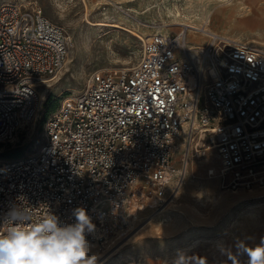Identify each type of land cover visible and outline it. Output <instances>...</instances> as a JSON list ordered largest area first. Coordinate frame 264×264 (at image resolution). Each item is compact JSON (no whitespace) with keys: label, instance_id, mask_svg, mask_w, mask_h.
<instances>
[{"label":"built area","instance_id":"1","mask_svg":"<svg viewBox=\"0 0 264 264\" xmlns=\"http://www.w3.org/2000/svg\"><path fill=\"white\" fill-rule=\"evenodd\" d=\"M208 37L193 41L185 28L155 32L142 39L132 66L95 70L64 98L37 150L0 160V231L14 207L27 210L33 224L49 214L73 224L74 210L84 208L95 225L86 235L89 254L102 253L126 234L122 224L163 208L181 189L190 145L200 138L216 150L219 164L208 174L223 189L264 188V48ZM71 46L40 6L0 4V142L35 118L41 89Z\"/></svg>","mask_w":264,"mask_h":264},{"label":"rangeland","instance_id":"2","mask_svg":"<svg viewBox=\"0 0 264 264\" xmlns=\"http://www.w3.org/2000/svg\"><path fill=\"white\" fill-rule=\"evenodd\" d=\"M8 1L17 0H0V4ZM18 1L40 6L48 18L72 37L74 47H70L62 70L41 89L44 104L37 113L39 117L36 115L22 125L11 141L0 142V160L37 150L44 140V124L49 115L64 98L80 92L92 72L102 68H128L136 63L142 38L134 33L146 36L154 27L170 23L164 30L174 34L183 29L177 21L199 25L208 20L214 31L230 40L264 48V0ZM173 5L181 9L183 20L174 19L169 10ZM217 10L223 14L215 19ZM87 13L93 21L119 23L124 28H89L85 25ZM207 40L208 37L200 42ZM211 144L206 141L198 147L201 151L189 162L188 177L181 192L160 208L166 211L154 216V209L147 208L139 213L136 222L122 224L126 234H117L109 248L95 253L97 264L111 254L105 264H175L179 257H184L186 264H232L227 253L236 254L238 242L253 246L264 238V188L237 192L223 189L221 180L208 174L210 168H217L219 164L214 148L206 154L202 150ZM180 146L174 155L177 164L183 151ZM191 172L196 181L190 179ZM207 179L215 182L212 192L205 185ZM202 183L206 188H202ZM150 214L154 220L143 227ZM168 215H172L169 221L160 219ZM238 259L246 264L247 256L240 255Z\"/></svg>","mask_w":264,"mask_h":264},{"label":"clouds","instance_id":"3","mask_svg":"<svg viewBox=\"0 0 264 264\" xmlns=\"http://www.w3.org/2000/svg\"><path fill=\"white\" fill-rule=\"evenodd\" d=\"M75 223L61 224L53 214L31 223V214L17 207L3 217L7 225L0 231V264H97V255H90L86 235L94 232L84 208L74 210ZM232 264H241L238 256L246 255V264H264V238L249 246L238 242L236 254L227 253ZM175 264H186L179 257Z\"/></svg>","mask_w":264,"mask_h":264},{"label":"bare ground","instance_id":"4","mask_svg":"<svg viewBox=\"0 0 264 264\" xmlns=\"http://www.w3.org/2000/svg\"><path fill=\"white\" fill-rule=\"evenodd\" d=\"M198 1H204V0H198ZM84 2H86L87 3V0H84ZM190 3H194V0H190ZM87 5V4H86ZM169 10H170V12L171 13H173V15H174V19H176V20H183V18H182V12H181V9L178 7V6H170L169 7ZM89 13V12H88ZM87 13V15H86V19H85V21H86V26H88L89 28H92V29H97V28H101V27H104V26H110V27H117V28H121V29H123L124 27L122 26V25H120L119 23H109V22H106V21H100V20H98V21H93L92 19H90V17H89V14ZM192 14V13H191ZM222 14H223V12L221 11V10H217V11H215V16H213V17H215V19H218V18H221L222 17ZM186 15V14H185ZM212 17V16H211ZM261 17V16H260ZM263 20V19H262ZM191 22V21H190ZM199 22V21H198ZM260 22H261V20H260ZM209 22H208V20H205L204 22H202V24H197V23H186V22H181V21H177V24H180V25H182L183 26V28H185V29H187L188 30V34H189V37L193 40V41H202V40H204L205 41V38H207L209 35H211V34H219V33H217L216 31H214L213 30V28H212V26L211 25H209L208 24ZM170 24V23H169ZM169 24H166L165 23V25L164 26H158V27H154V30L152 31V32H150L149 33V35L147 34L146 36H144V35H141V34H138V33H134L135 35H137V36H139L140 38H142V39H146L147 37H149V36H151L152 34H154L155 32H161V33H164V34H168L169 33V31H167V30H164V29H166V25H169ZM94 31V30H93ZM193 33L194 34H196V35H194L193 36ZM101 34V33H100ZM72 38V37H71ZM208 39H209V37H208ZM233 42H239V41H237V40H235V39H231ZM208 41V40H207ZM72 47H74V42H73V39H72ZM71 50V49H70ZM69 53H70V51H69ZM68 60V59H67ZM67 60H66V63H67ZM65 63V64H66ZM42 94V100L40 101V104H39V111H41V108H42V105L44 104V95H43V92L41 93ZM41 107V108H40ZM38 111V112H39ZM37 112V113H38ZM37 115V117H39L38 116V114H36ZM36 117V116H35ZM29 122H27V123H25L24 125H26V124H28ZM186 144V140L184 139V138H181L180 140H179V145H181L180 147H181V149L183 150V146ZM178 145V146H179ZM177 146V147H178ZM197 146V150L195 149V147ZM202 147V146H204V142L202 141V139L200 138V139H198V141H197V143H195V142H192V144L190 145V147L192 148H194V150H193V154H192V157L191 158H193V157H195L196 155H197V153L199 152V151H201L198 147ZM210 148H214L213 146H208L206 149H205V151H204V149H202L203 151H204V154H206V151L207 150H209ZM176 150H177V148H176ZM175 150V151H176ZM196 151H197V153H196ZM193 174H192V172H191V180L193 181L194 179V177L192 176ZM187 177H188V169H187ZM194 181H196V180H194ZM186 183V182H185ZM189 183H191V182H189ZM204 183H202V188H206V187H204V185H203ZM215 184V182L213 181V180H208L207 179V182H205V185L207 186L208 185V187L210 186V189L209 190H211V192L214 190L213 189V185ZM197 185V184H196ZM193 186V185H192ZM199 187V186H198ZM182 188L183 187H181V189L174 195V196H176L179 192H181V190H182ZM189 188H191V186L189 187ZM192 189V188H191ZM207 189V190H208ZM188 190H190V189H188ZM187 190V191H188ZM179 195V194H178ZM173 196V197H174ZM172 198V197H171ZM174 201L175 200H173L172 201V204L174 203ZM145 211V210H144ZM166 211V209H157V210H155V212H154V216H157V215H160V214H162L163 212H165ZM152 218V219H151ZM172 218V215H168L166 218H163V217H160V219L161 220H166V221H169V219H171ZM131 220H134V222H136V220H138V218H136V219H131ZM131 220H129V221H127L126 223H128V222H130ZM154 220V217H153V214H150L147 218H145V220L144 221H146V223L144 224V226L143 227H145V225L146 224H149L150 222H152ZM112 256V254L110 255V256H108V257H106L103 261H100V263L99 264H105L106 262H108V260H109V258ZM132 262H128L127 264H131Z\"/></svg>","mask_w":264,"mask_h":264}]
</instances>
